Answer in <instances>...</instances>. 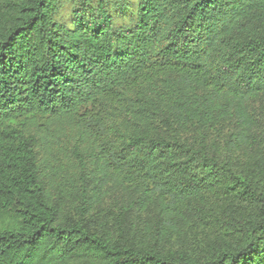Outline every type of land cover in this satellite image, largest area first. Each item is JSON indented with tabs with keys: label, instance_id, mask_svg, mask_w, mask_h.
<instances>
[{
	"label": "trees",
	"instance_id": "obj_1",
	"mask_svg": "<svg viewBox=\"0 0 264 264\" xmlns=\"http://www.w3.org/2000/svg\"><path fill=\"white\" fill-rule=\"evenodd\" d=\"M63 8L0 0V264H264V188L203 133L234 120L228 146L252 138L264 0H75L70 22ZM111 188L131 194L114 234L88 218ZM209 196L255 206L215 218L209 258L128 232L133 212L177 228Z\"/></svg>",
	"mask_w": 264,
	"mask_h": 264
},
{
	"label": "rangeland",
	"instance_id": "obj_2",
	"mask_svg": "<svg viewBox=\"0 0 264 264\" xmlns=\"http://www.w3.org/2000/svg\"><path fill=\"white\" fill-rule=\"evenodd\" d=\"M115 1L120 3L122 0ZM63 6L62 16L67 17L66 21L70 22L75 0H63ZM251 107L257 117V123L250 129L252 138L249 143L242 145L241 148H231L227 143L231 135L238 131L234 120L203 129V133L209 152L229 162L239 173L245 174L254 184L264 188V94L254 100ZM156 120L159 124L160 118ZM180 135L182 139L192 142L199 137L200 131L189 127ZM130 196L129 190L111 188L103 202L88 217L92 227L100 232L116 233L118 225L116 218L120 212V205L127 202ZM229 203L230 200L225 197L209 196L205 203L198 205L201 206L200 209L194 208L195 214L187 211L184 216L186 222H178L177 228H172L164 222L158 207L133 212L128 216L126 225L128 227L129 222L133 224L132 228L127 229L128 232H135L137 241L149 245L157 244L167 251L182 250L209 258L213 250L224 243L220 228L216 226V217L241 219L244 223L255 214L254 205L235 207Z\"/></svg>",
	"mask_w": 264,
	"mask_h": 264
}]
</instances>
